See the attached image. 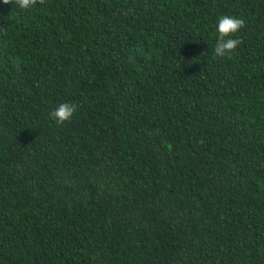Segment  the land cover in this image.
I'll return each mask as SVG.
<instances>
[{
    "label": "trees",
    "instance_id": "1",
    "mask_svg": "<svg viewBox=\"0 0 264 264\" xmlns=\"http://www.w3.org/2000/svg\"><path fill=\"white\" fill-rule=\"evenodd\" d=\"M0 264H264V0H0Z\"/></svg>",
    "mask_w": 264,
    "mask_h": 264
},
{
    "label": "clouds",
    "instance_id": "2",
    "mask_svg": "<svg viewBox=\"0 0 264 264\" xmlns=\"http://www.w3.org/2000/svg\"><path fill=\"white\" fill-rule=\"evenodd\" d=\"M15 3L21 10L27 11L39 5H44L46 0H3L5 5ZM246 26L245 20L231 15L219 17L216 31L218 40L214 52L217 57L231 58V54L236 51L242 40L237 38L239 33ZM77 112V106L73 103H61L49 115L57 125L70 122Z\"/></svg>",
    "mask_w": 264,
    "mask_h": 264
}]
</instances>
